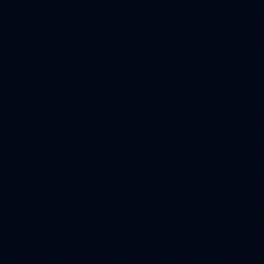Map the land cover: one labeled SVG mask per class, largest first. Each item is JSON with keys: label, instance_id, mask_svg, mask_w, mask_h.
<instances>
[{"label": "water", "instance_id": "water-1", "mask_svg": "<svg viewBox=\"0 0 264 264\" xmlns=\"http://www.w3.org/2000/svg\"><path fill=\"white\" fill-rule=\"evenodd\" d=\"M0 264H264V0H0Z\"/></svg>", "mask_w": 264, "mask_h": 264}]
</instances>
